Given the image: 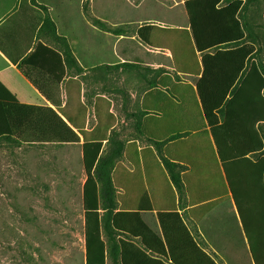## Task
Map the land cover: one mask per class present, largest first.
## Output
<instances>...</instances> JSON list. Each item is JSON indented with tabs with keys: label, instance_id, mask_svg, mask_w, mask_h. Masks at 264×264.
<instances>
[{
	"label": "trees",
	"instance_id": "obj_1",
	"mask_svg": "<svg viewBox=\"0 0 264 264\" xmlns=\"http://www.w3.org/2000/svg\"><path fill=\"white\" fill-rule=\"evenodd\" d=\"M254 1L264 27V4ZM247 5V0H185L188 26L143 24L136 32L142 44L169 51L174 68V76L159 70L158 82L150 85L141 102V114L148 115L141 132L153 142L158 158L150 149L139 154L153 156L179 199L184 194L191 205L208 201L207 209L218 197L226 200L232 195L233 161L260 153L264 147V69L253 60L255 41L248 35L250 26L243 15ZM44 24L55 30L52 21L45 20ZM63 54L66 62L77 65L66 42ZM23 72L34 82L25 68ZM66 91L65 105L56 109L5 105L11 134L0 135V140L58 145L82 140L85 264H131L126 260V247L129 244L136 249V245L123 240L129 236L122 225L119 185L113 175L125 145L114 129L111 102L102 96L96 98V124L87 129V108L78 88L73 92L68 83ZM185 137L191 138L186 151ZM129 149L137 152L136 144L128 145ZM129 152L126 157L130 160ZM193 174L201 184L187 179ZM161 225L167 242V231ZM207 260L215 264L210 257ZM171 261L175 264L173 256Z\"/></svg>",
	"mask_w": 264,
	"mask_h": 264
},
{
	"label": "crops",
	"instance_id": "obj_2",
	"mask_svg": "<svg viewBox=\"0 0 264 264\" xmlns=\"http://www.w3.org/2000/svg\"><path fill=\"white\" fill-rule=\"evenodd\" d=\"M181 1L184 5L185 0ZM259 1L264 4V0ZM81 2L79 0V11ZM71 10V0H0V135L11 134L5 105L28 104L56 109L57 105H65L68 83L73 92L78 88L85 104L82 76L97 66L113 67L126 62L117 51V47L121 48L120 40L113 43L111 37L114 33L106 27L112 24V9L107 0H89L90 19L87 21L90 36L99 34L104 40L97 43L91 36L89 44L81 47L87 50V54L75 47L78 33L74 31L77 27ZM45 20L53 22L54 31L50 24H44ZM122 23L120 18L115 22ZM181 27L186 26L170 28ZM65 42L77 65L65 61ZM150 51L156 52L154 48ZM102 53L103 59L92 61L94 56ZM110 54L115 58L108 59ZM21 66L35 83L24 74ZM147 91L143 92L141 102ZM98 96L111 102L110 112L116 117L114 129L117 138L125 145L113 175L119 185L117 194L122 225L130 238L123 236V240L136 245L135 249L127 244V262L172 264L173 256L175 264H209L207 257L215 264H264V147L260 153H250L233 161L232 195L229 199L218 197L211 209L204 208L208 201L191 205L184 194L179 199L166 172L162 174L159 163L151 154L146 157L139 154L144 149L156 154L153 142L141 132L148 116L141 114V104L133 110L123 130L118 126L111 92L88 93L93 112ZM85 105L86 128L91 129L96 124L95 113L91 123L90 107ZM261 131L264 134V123ZM187 141L191 143V138H184V151ZM132 143L136 144L137 152L126 150ZM161 224L167 231V242Z\"/></svg>",
	"mask_w": 264,
	"mask_h": 264
},
{
	"label": "rangeland",
	"instance_id": "obj_3",
	"mask_svg": "<svg viewBox=\"0 0 264 264\" xmlns=\"http://www.w3.org/2000/svg\"><path fill=\"white\" fill-rule=\"evenodd\" d=\"M78 3L79 0H71L77 27L74 31L78 33L77 50L87 46L92 38L97 43L104 40L99 34L90 36L89 0H82L80 11ZM107 3L112 9V24L106 27L122 33L112 34L111 39L113 43L120 40L121 48L117 47V51L126 62L113 67L97 66L82 76V87L87 105L88 93L111 92L118 126L124 130L133 110L140 106L143 92L158 82L159 70L174 76L170 53L156 49L152 53V48L135 36L136 29L144 23L167 28L188 26V15L181 0H107ZM247 3L243 15L250 26L247 34L255 41L253 60L264 69L262 13L256 1ZM119 18L123 23L115 24ZM80 52L87 54L83 48ZM102 54L92 61L103 59ZM107 58L115 56L110 54ZM89 107L92 123V104ZM17 140L20 141L0 140V264H85L82 190L86 174L81 145ZM187 179L201 184L194 174ZM200 194L204 195L202 191Z\"/></svg>",
	"mask_w": 264,
	"mask_h": 264
}]
</instances>
